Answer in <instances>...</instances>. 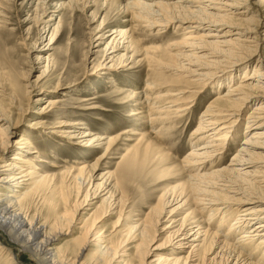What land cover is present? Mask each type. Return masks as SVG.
<instances>
[{
  "label": "bare ground",
  "instance_id": "1",
  "mask_svg": "<svg viewBox=\"0 0 264 264\" xmlns=\"http://www.w3.org/2000/svg\"><path fill=\"white\" fill-rule=\"evenodd\" d=\"M66 5L68 4L61 2L59 8L64 9ZM120 6L121 13L129 16L131 22L145 25L149 29H166L168 26L182 29L178 30L181 31V40L166 46L169 52L164 58L161 57V50L153 48L147 49L143 55L140 62L148 61L150 65H159L163 75L168 74L170 78L163 76L156 82L148 83L146 89L155 91V97L138 98L144 99L141 103L137 100L141 110L161 116L157 121L172 123V119L180 117L178 115L192 111L197 99L201 98L207 88L215 93L213 101L201 114L198 127L192 134L195 136L194 144H201L198 148H192L187 160L183 162L188 173L186 180L165 189L156 197L154 203L153 198L149 199L150 205L146 213L133 214L130 222L125 225V211L130 195L126 182L139 177L144 169L143 165L133 169V156L141 155L140 145L136 151L125 150L124 153L129 155L117 175L111 170L100 173L99 183L92 189V199L101 198L98 205H102L101 207L86 210L87 214L81 216L80 220L74 219L70 211L79 200L76 194L75 200L63 199L58 204L43 203L46 206L45 215H38L37 203L42 200V195L35 190V184L47 179L46 175L34 172L33 163L42 162L38 156L41 149L32 143L29 134L21 126L28 108H20L25 111L23 117L11 116V108L20 107L21 100L15 90L7 91L9 89L0 73V264H23L20 262L23 254L35 264H120L116 262L117 258L128 257V244L132 241L135 245L131 248L133 254L130 264H199L198 252H209L215 243L220 246L219 249L229 251L225 264H231L233 260V264H264V73L258 69L260 66H255L251 67L252 72L247 75V67L259 53V44L264 41V0H125ZM48 12L49 10L44 15ZM51 12L50 23L57 18L55 13H59V10ZM62 18L58 17L56 25L50 26L49 23L40 32L39 38L44 41L48 38V43L36 51L44 53L56 42L55 37L59 34ZM27 22L30 21L24 19L23 23ZM210 26L214 27L213 31L209 30ZM130 31H114L111 35L121 39ZM132 36L129 39L132 40ZM98 39H104V35L96 40ZM115 39L113 37L105 45L104 51L111 50L112 54L123 50L124 47L114 50L115 45L120 46ZM96 40L92 39V42ZM115 56L105 57L109 62L94 66L92 72L86 76L97 75L100 70H117ZM124 56L118 60H122ZM48 59L49 57H38L36 64H43L40 61ZM260 63L263 64V61ZM120 67L127 66L124 64ZM48 69L47 63L36 81L28 82L26 87L30 91L28 89L25 93L32 96L51 95L44 100V96L36 100V103L45 102L37 115L55 116L57 123L47 127L45 123L32 122L28 127L37 130L55 129L50 132L52 135L78 140L76 145H85L95 151L104 150V154L98 158L103 159L115 146L116 140L105 136L98 137L88 131H78L76 134L72 129L78 128V123L71 120L69 122L72 123H68L65 120L69 116L67 113L58 116L54 114L55 109L60 108L64 102L61 96L65 94H60V97L58 95L66 86L62 80L56 78L54 86L46 89L47 81L42 80ZM32 70L35 72L38 68ZM238 70L240 72L237 75L235 72ZM178 75L182 76L177 78ZM40 81L42 83L39 85ZM12 84L9 85L11 88ZM223 88L225 90L220 92ZM4 100L8 102V111L3 104ZM251 105L254 106L241 133L237 126L243 120L244 110H249ZM153 122V119L147 120V126L153 127ZM166 123L159 124L163 127L158 131H155L156 128L154 131L149 130V136L156 135L154 139L162 142L167 133L163 129ZM84 130L88 129L84 127ZM17 133L20 136L14 144L18 146L14 149L16 154L8 162H3L2 154L10 146V135ZM241 136L244 138L229 163L220 165ZM154 141L149 138L143 141L147 154L150 143ZM157 149L160 155L164 154L161 144ZM29 154L37 160L33 162L28 158ZM146 156H142L143 159ZM92 167L95 169L96 164ZM208 167V170L203 171ZM88 168L87 165L76 168L71 166L69 170L73 171L68 172V180L85 187L86 182L93 186L92 182L96 178L91 176V182L84 175ZM90 186L85 190L84 198L89 193ZM189 202L194 204V208L182 220H177L180 216L178 212ZM169 208L171 209L168 210ZM206 209L211 212L207 223L195 219L197 212L203 213ZM218 214H222V217L217 231L212 232L208 227ZM233 214L235 222L228 229L227 235L223 236V226L227 227V220ZM115 216L117 219L113 223L112 234H108L104 225ZM72 228L78 230L77 235L64 242L63 247L57 245L63 236L72 234ZM158 230L163 234L156 236ZM236 232L238 241L235 245L227 243V239ZM158 237L160 242L153 245ZM175 240L177 245L173 247ZM185 249H189V252L184 257L180 254ZM245 249H250L251 253L247 254ZM241 250L243 261L232 255L235 254L233 252L241 254ZM162 251L166 253L163 254ZM259 252L262 254L257 257ZM219 254L209 259L208 256L212 253H208L202 264L214 261Z\"/></svg>",
  "mask_w": 264,
  "mask_h": 264
},
{
  "label": "rangeland",
  "instance_id": "2",
  "mask_svg": "<svg viewBox=\"0 0 264 264\" xmlns=\"http://www.w3.org/2000/svg\"><path fill=\"white\" fill-rule=\"evenodd\" d=\"M124 1L125 0H0V73L1 76L3 75L2 77L9 89L7 91L10 92L11 90H15L21 100L19 101L20 107L17 106L15 109L11 108V116L13 118L23 117L25 111L23 112L22 109L28 108L26 111L27 114L24 115L23 121L21 122V126H23L24 132L29 134L32 143L35 146H40L41 149V152H38V156H40L42 162L41 164L33 163L35 166L34 172L47 176L44 182L35 184V190L40 191L43 200L37 203L38 215H45L44 208L46 206L43 203L49 202L58 204L63 199L75 200L76 194H78L79 200L70 211V215L73 216L74 219L80 220L81 216L87 214L86 210H93L96 207H101L102 205L98 206L102 200L101 198L95 197L96 199H92L94 196L92 189L99 183L100 173L111 170L114 175H117L121 165L126 161L129 155L124 153L125 150L130 149L136 151V148H139L141 145V155L147 156L145 157L146 159H143L144 157L141 155L133 156V169H136L139 165H143L144 169L139 177L135 179L131 178L126 182L130 190V203L128 202V208L125 207L124 224L126 225L130 222V217L133 214L143 215L146 213L148 205H150L148 202L149 199L153 198L154 203L156 197L165 189L186 180L188 173L184 168L185 163L183 162L187 160L186 157L192 148H198L201 144H194L195 136L192 134L198 127L201 114L215 97V93L212 89L210 90L207 88L201 98L197 99L193 110L178 115L180 117L172 119V123L157 121L160 120L161 116L146 113V110H141V106H139L137 102V100L140 101L139 103L144 101V99H138L140 97H155V91L150 92L146 89L149 82H156L162 79L163 76H165V78L169 76L168 74L163 75L162 70H159V65H150L148 61L140 62L146 50L151 48L159 49L161 50V57L164 58L166 53L169 52L166 46L181 40V31L178 30L182 29L176 26H168L166 29L157 28L153 30L145 27V25L141 26L138 23L131 22L129 16L121 13L120 4H123ZM165 1L173 2L174 0ZM61 2L68 4L66 5L67 7L65 6L66 8L64 7V9L59 8ZM47 10H49L48 14L44 15ZM52 10H59V13H55L57 18L54 16L55 20L50 23ZM58 17L63 18L61 19V28L59 27V34H57V38L55 37L56 42L50 46L48 51L39 53L36 49L40 50L48 43V38L45 41L39 38L40 32L44 27L48 26L49 23L50 26L52 24L56 25ZM24 19L30 22L23 23ZM129 29L131 30L130 33L127 32L121 39L113 34L111 35L114 31H128ZM96 30H98L99 33ZM209 30L213 31L214 27L210 26ZM101 35H104V39L96 40ZM130 35H133L132 40L129 39ZM113 37H116L115 40L120 43V46L115 45L114 50L115 48H124L123 50L111 54V50H107V52L104 51V48ZM92 39L96 41L92 42ZM259 47V53L255 55L247 67L249 68L247 69V75L251 74V67L255 66H260L258 69L264 73V41L259 44ZM114 55H116L114 61H116L115 65L117 66V70L109 72L100 70L97 72V75L86 76L90 74L93 67L99 63H108L109 59L105 60V57L108 56L110 58ZM122 55L125 56L122 60L119 59V61L118 58ZM130 56L131 59L129 60ZM38 57H49V59L47 61H40V63L43 64H36ZM261 60L263 64L260 63ZM46 62L49 64V69L44 74L46 77L42 80L47 81V84H45V86H47L45 88L48 89L47 87L50 88L54 86V79L56 78L62 80L66 86L58 95L60 97V94H65V96H61L64 102L60 108L55 109L54 114L58 116L67 113L69 116L65 120H67L68 123H78L80 126L72 129L76 134L78 131H88L98 137L105 136L116 140L115 146L111 148L110 152L106 154L103 159L99 160L98 158L104 154V150L95 151L89 147H85V145H76L78 140H68L58 135L55 136V134L52 135L50 132H54L55 129L37 130L28 127L32 122L45 123L47 127H52L57 123V117L55 116L37 115V112L44 107L45 102L41 101L36 103V100L44 95L32 96L25 93V91L29 89L26 87L28 86V82L36 81L38 75H40L43 70V66L47 64ZM33 63L36 65L33 66ZM124 64L127 67H120ZM36 67L38 70L34 72L32 69ZM239 72L240 70H238L237 73L235 72V74L238 75ZM180 77L179 75L177 76V78ZM49 79L50 81H48ZM42 81H40L39 85ZM238 81L239 80H237L236 83H238ZM9 83L14 84H12V88L15 86L14 89L9 86ZM224 90L223 88L220 92ZM28 91H30V89ZM50 96L49 94L45 95L42 99L44 100ZM7 103V101H3L5 109L8 111L7 108L9 107H7ZM160 104L163 105L162 102ZM253 106L254 105H251L249 110L245 109L243 112V120L237 126V130L241 133L245 126L246 118ZM20 108L22 109L20 110ZM141 116L144 117L142 118ZM151 119L154 120L153 127L147 126V120ZM70 120L72 122H69ZM165 123L166 127L163 129H166L167 133L163 136L162 142H159L157 138L154 139L156 135L149 136V130L154 131V128H156L155 131H158L163 127L159 126V124ZM84 127L88 130H84ZM63 129L69 130L71 128L63 127ZM19 136L20 133L13 136L10 135L8 143L10 146L5 150V153L2 154L3 162H8V159L12 157L13 154H16L14 153V149L18 146L16 147L14 144L19 140ZM142 136L144 138L140 140ZM147 138H149L150 141L155 140L153 143H150L148 154L145 147H143ZM243 138V136L237 138L234 149L227 153L226 159L220 163V165L229 163L232 155L239 148L241 144L240 141ZM159 144H161L163 149V155H160L157 149ZM33 157L34 156L30 154L28 155V158L34 162L37 159ZM94 163L96 164V171H94L95 169L92 167ZM81 165L89 166L84 174L86 175V179H90L92 182L91 176L96 178L92 182L93 186L88 185L86 182L85 187L84 185L78 183L74 184L68 180V172L71 173L73 171L69 170L70 167L73 166L76 168ZM209 168L210 167L205 168L203 171ZM89 186L91 189L84 198L86 194L85 190ZM102 195L103 193L99 195V197ZM93 203L95 204L92 205ZM78 205L80 206L78 207ZM175 207L174 205L173 208ZM193 208L194 204L189 202L183 210L178 212L180 216L177 220H182ZM210 213L211 212L206 209L203 213L197 212L194 217L195 219H199L202 223H207ZM221 215L222 214H218L215 216L211 225L208 227L210 231H217V226L222 217ZM231 216L232 217L227 220L229 223L227 227L225 228V225L223 226L222 230L225 229L223 236L227 235L228 229L231 228L230 226L235 222L234 214ZM116 219L117 217L115 216L106 221L104 228L108 231V234L112 232V226ZM133 219L136 218L133 216ZM168 224L169 223H167V225ZM72 229V234L63 236L57 245L60 244L63 247L64 242H67L77 235L78 230ZM161 234H163L161 230L156 232V236ZM237 237L238 232L228 238L227 243L235 245L236 241H238ZM157 240L158 241L154 242L153 245H157L160 242V237H158ZM177 240H175L173 247L177 245ZM134 245L135 243L133 241L130 242L128 244L130 248L127 253L128 257H118L116 262H120V264H130L133 254L131 248ZM13 248L16 249V247ZM219 248L220 246H217L215 243L209 252L205 253L203 250H200L198 252L199 257H197L198 263L202 264L204 257H206L208 253H212L211 256H208L209 259H213L215 254L220 253L214 261H210L208 264L227 263L225 261L229 251L224 248ZM245 251L247 254L251 253L250 249H245ZM188 252L189 249H185V252L180 255L185 257ZM161 253L164 254L166 252L162 251ZM233 253H235L232 254L234 258L236 255L239 261H243V250H241V254L236 252ZM261 254L262 252H259L257 257L261 256ZM263 260L264 258L262 261ZM20 262L23 264H35L25 254L21 255ZM233 263L234 260L231 264ZM189 264L195 263L190 262Z\"/></svg>",
  "mask_w": 264,
  "mask_h": 264
}]
</instances>
